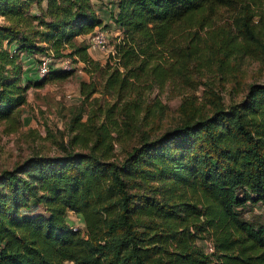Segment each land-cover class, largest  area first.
<instances>
[{"label": "trees", "instance_id": "1", "mask_svg": "<svg viewBox=\"0 0 264 264\" xmlns=\"http://www.w3.org/2000/svg\"><path fill=\"white\" fill-rule=\"evenodd\" d=\"M0 1L10 18L0 24V121L13 130L16 109L25 100L22 56L39 54L37 62L50 50L61 58L59 51L68 46L73 61L95 63L87 52V35L105 24L91 0H44L39 14L25 9L42 0ZM114 1L118 11L113 22L127 37L128 25L187 16L205 0ZM14 19L22 25L12 24ZM240 20L237 55L262 50L264 56L261 31ZM118 64L106 60L101 67L102 88L122 102L107 104L98 123L92 120L94 112L89 114V144L82 140L85 124L78 123V111L72 118L77 124H71L76 131L59 155L31 156L20 167L1 172L0 264H264V217L253 225L238 214L239 207L251 202L260 204L264 215V82L250 84L240 101L226 105L213 92L208 113L179 106L183 116L177 125L153 139L142 131L124 158L112 161L111 132L119 126L113 109L127 116L130 127L141 109L151 115L149 103L138 94L145 86L133 83ZM148 69L151 76V65ZM161 69L157 67L159 73ZM72 70L50 69L33 83L40 86ZM94 91L93 84L80 81L83 99ZM77 141L83 142V151L74 150ZM144 176L157 182L163 199L132 201L128 181L137 185ZM29 202L43 212H21ZM68 211L81 218L84 237L67 224ZM202 233L212 240L209 254L187 243ZM168 239L175 245L171 252L164 250Z\"/></svg>", "mask_w": 264, "mask_h": 264}, {"label": "rangeland", "instance_id": "2", "mask_svg": "<svg viewBox=\"0 0 264 264\" xmlns=\"http://www.w3.org/2000/svg\"><path fill=\"white\" fill-rule=\"evenodd\" d=\"M91 2L94 10L104 13L117 8L114 0ZM44 5L45 1L42 0L40 5H27L25 10L29 14H39L38 6ZM169 18L163 17L155 23L139 25L140 28L134 27L133 24L128 25L127 37L123 27L115 24L112 18L102 26L106 32L109 52L94 48L96 51L92 52L91 58L95 63H85L73 61L74 57L67 55L70 48L63 46L59 54L62 53V58L71 62L73 70L65 77L48 78L40 86L33 83L39 78L36 73V56L39 54L31 58L22 56L23 72L20 78L21 83L26 86L25 100L16 109L18 123L13 130H8L5 123L0 121V176L4 170L20 167L28 157L59 155L62 146H68L69 138L76 131L71 124H77V121L85 124L81 129L82 140L90 143L89 114L94 112L95 117L92 120L98 123L103 118L102 112L107 104L115 100L117 105L122 102V99H117L114 94L102 88L104 76L101 67L106 60L110 63L117 60L119 68L130 75L128 77L133 83L145 86L138 90V94L149 103L151 113L145 115L141 109L130 127L127 116L121 117L120 113L113 109L112 118L119 126L116 131L111 132L112 161H121L130 146L137 144L142 131H147L149 139H153L177 125L183 116L179 106L197 114L208 113V99L213 92H217L226 105L240 101L250 84L264 82L262 50L254 55L246 52L237 55L238 45L242 44L238 32L241 18L247 20L254 31L260 30L259 33L264 37V0H205L187 16ZM9 19L8 7L0 1V24L9 23ZM11 23L22 25L15 19ZM145 32L150 36L144 34ZM81 37L80 35L75 40L78 42ZM40 44L49 46L47 42ZM252 44L254 50L258 48L256 43ZM131 45L133 49L129 51ZM48 54L54 59L51 60V69L58 68L60 61L57 59L60 57L54 56L50 50ZM218 54H223L221 59ZM150 65L151 76H148ZM157 67L162 68L160 73ZM80 81L93 84L95 90L84 99L79 93ZM131 96L134 94L128 97ZM78 111H81L80 118L72 122ZM82 143L75 142L74 150L83 151ZM132 181H128V192L132 194L135 204L142 203L149 196L163 199L157 189V182L148 179V176L140 178L137 185H131ZM178 185L183 187L182 182ZM174 188L177 189L178 186ZM32 211L43 212L39 204L31 202L27 207L21 208L24 213ZM238 212L239 218L253 225L261 223L264 217L258 203H245L239 207ZM65 220L69 226L77 223L78 233L84 237V226L77 214L68 211ZM187 243L189 247L194 245L209 254L206 249L209 243L212 245V240L202 233L193 238V241L188 239ZM168 245L165 244L168 248L164 249L165 252H171L175 247L170 243V239ZM217 258L214 253L212 259ZM64 264L73 263L65 260Z\"/></svg>", "mask_w": 264, "mask_h": 264}, {"label": "built area", "instance_id": "3", "mask_svg": "<svg viewBox=\"0 0 264 264\" xmlns=\"http://www.w3.org/2000/svg\"><path fill=\"white\" fill-rule=\"evenodd\" d=\"M86 42L89 45L88 47L96 48L103 52L104 51L109 52V48L106 45V32L103 29V27L100 25L96 26L92 30V32H90L87 35ZM51 60L54 59L49 54L38 56V61L36 62V73L37 75H39V77L44 76L51 69L52 67ZM57 60L60 61L59 64L57 63L59 65L58 68H61L63 70H68L73 68L71 62L66 58L61 57L58 58ZM72 224L73 226L70 224L71 229L73 230L78 229L77 223L74 222ZM206 251L207 252L213 251V246L210 243L207 245Z\"/></svg>", "mask_w": 264, "mask_h": 264}, {"label": "crops", "instance_id": "4", "mask_svg": "<svg viewBox=\"0 0 264 264\" xmlns=\"http://www.w3.org/2000/svg\"><path fill=\"white\" fill-rule=\"evenodd\" d=\"M110 10H111L110 12L104 13L101 10L95 9L96 13L98 14L99 18L101 19L102 24H107L108 21L112 20V18H114V16L116 15V13L118 11L117 8H116V10H113V9H110ZM104 16L106 18H104ZM94 51H96V50H94V48H92V47L87 48V52L90 55V57H92V58H93L92 52L94 53ZM27 58H28V56H27Z\"/></svg>", "mask_w": 264, "mask_h": 264}]
</instances>
